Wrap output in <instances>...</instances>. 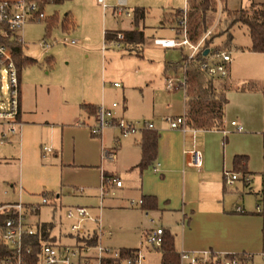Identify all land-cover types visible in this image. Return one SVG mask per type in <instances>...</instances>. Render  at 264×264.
Instances as JSON below:
<instances>
[{
  "label": "crops",
  "instance_id": "obj_1",
  "mask_svg": "<svg viewBox=\"0 0 264 264\" xmlns=\"http://www.w3.org/2000/svg\"><path fill=\"white\" fill-rule=\"evenodd\" d=\"M217 1L219 2V0ZM253 2L264 3V0H247L244 7L242 0H238L233 7L229 5L231 0H226V5L229 9L234 10L248 8ZM110 3L111 14L116 19L122 20L121 18L123 17V15L121 17L117 15L118 8L130 12V16H125L131 18L130 27L119 29L104 28L102 30L103 34L105 30L124 32L134 29L133 9L140 7L145 9V18L139 27L145 35V43L149 38L153 42L154 38L181 37L180 29H176L174 25H168L167 16L164 15L173 13L178 9L183 10L186 8V0L183 8L162 9V20L160 24L161 26L167 24L173 34L165 36L152 35L151 37L147 33L149 27L145 25V19L148 13L145 7L147 6L145 0H111ZM106 8L108 7L106 6ZM154 32L155 34L157 33L156 30ZM75 34H78V32H75ZM112 38L113 36L111 34L104 35V41L107 42V45L104 50H102L101 46L99 66L97 65L95 67L90 65V63H83L81 67L66 68L60 76H51L40 83L26 81V79L22 80L21 70L19 71L20 101L18 119L20 129L19 134L14 138V142L20 144V148L23 149L24 145L28 143L31 149L33 151L35 149L36 154L39 156V149L41 148L42 142L47 137V139H51L57 133L60 134V146L62 148L64 130L76 131L77 128L74 124L79 125L80 121H82L83 125L89 127L94 123L96 113L94 111L98 106H108L109 101L115 99L117 96L120 97L121 105L118 103V107L115 110L122 109L124 111L130 106L128 91L131 87L127 85V90L120 91L121 85L117 87L111 83L114 91L110 92L112 88H108L106 85L107 68L104 53L110 46L113 47L110 43ZM76 44L77 42L75 41L71 45ZM80 44H82V41ZM237 45L249 47L251 45L250 38L249 43ZM158 47L162 49L180 50L184 48ZM125 49H127L126 46ZM143 50L144 48H142L139 55L127 50V55L130 57L133 55L143 57ZM229 55L230 61L227 64V68L230 81L236 76L238 61L248 74L255 73V75H248L247 78L249 79L247 81L254 80L259 82L262 80L264 70V55L262 53L247 50L236 51L234 61L230 53ZM47 63L52 65L53 58L49 57ZM175 64L166 63L164 70H162V77H158L159 82H162L159 91L151 83L146 67L142 68L138 66V69H134L138 73L136 80H139V83H136L135 86L140 91L139 108L141 112L137 115L143 116L142 113L149 108V105L153 112L152 123L154 128L148 129V131L156 132L158 140L155 161L149 168H151L155 175L158 174L160 176V186L157 189H148V186L143 182L144 187L143 185L140 187V193L138 195L140 199L143 196H154L156 199L155 209L128 205L130 207L140 208L143 212L160 210L172 216L175 215L177 220L175 225L167 222L163 226L155 222L152 226L160 225L173 235L175 250L178 253L180 250H212L215 252L241 254L249 259V264H254L256 261L260 263L262 261L264 262V259L260 255L264 251V147L261 148L257 144V137L262 136L264 130V122L262 119L264 94L260 91L241 89L227 91V104L224 108L223 124L220 129L204 130L189 128L186 132H182L179 129H172L165 120L158 118L156 110L161 108L158 101L159 97H161L160 93H163L166 97L167 104L164 108V113L161 114L172 116L185 114V86L182 87L177 81V88L172 90L165 89V82L168 77H176L178 80L185 79L184 65L176 66ZM178 66L182 67V76L177 75ZM259 71L261 72L260 79H258ZM173 73L174 76H171ZM150 96L152 100L149 104ZM119 117L123 118L122 114ZM232 121L240 125L242 130H235L231 125ZM0 128L2 129V126ZM144 131H147V129ZM144 131L136 133L137 136L135 135L133 137H130L131 135L126 137L115 136L114 147L108 148L114 154L112 159L117 162L119 161V170L126 175L131 173L140 185V177L143 178L144 172L149 169L140 170L137 167L141 159L139 142ZM234 131L237 134H232L228 137V134ZM100 137L102 140V135ZM214 137L215 139L217 137H223L227 143L224 147L222 161L216 159L214 155L215 147L212 143ZM72 142L74 143V139ZM199 142H201V146L198 145ZM230 142L231 146L228 149ZM191 147H197L202 152V166L200 169L188 168L184 164L182 151ZM201 147L204 148V152ZM51 152L52 150L49 152L43 151V155L50 154ZM235 156L245 157V160L242 161L245 168L244 171L234 169L233 159ZM157 163L159 164L158 171H155L153 167ZM224 170L237 172L241 177L243 175L248 176L249 183H245L242 178H239L232 185H227L223 177ZM103 176L115 177L117 180H121L113 172H102L101 178ZM114 186L116 189H122L123 182L120 187H117L115 184ZM79 189L76 190L77 194L83 192V189L81 191ZM107 190V194L97 196L99 204L96 212H93L86 205L82 206L87 207L91 214L98 218L97 224L90 221L86 222V230L91 232L99 227L102 231L99 243L104 247L114 248L108 245V243H103V240L107 242L111 241L112 233L110 230L104 229L99 215L105 198L114 195L113 192L109 193V187ZM18 193L19 196L24 195L27 199L19 198L13 201L0 200V202H22L25 204L40 202L41 197L36 201H32L33 196L24 194L22 188L19 189ZM45 205L50 209L51 218L48 221L40 219L39 214L42 207L40 206L35 216L32 217V221L36 225L41 223L52 224L49 232L50 239L48 240L60 244H73L75 238L69 231L71 220L65 217V211L67 208L76 206L77 204L63 205L61 195L56 194L48 196V203ZM237 206L242 208V212L236 211L235 208ZM152 226L142 228L141 237H143L144 243L140 247L119 246L115 248L142 249V247H145V252H143L146 259L143 264H160L161 253L158 248L145 243V235ZM149 247H152L155 252H151Z\"/></svg>",
  "mask_w": 264,
  "mask_h": 264
},
{
  "label": "rangeland",
  "instance_id": "obj_2",
  "mask_svg": "<svg viewBox=\"0 0 264 264\" xmlns=\"http://www.w3.org/2000/svg\"><path fill=\"white\" fill-rule=\"evenodd\" d=\"M110 1L64 0L61 3H52L44 8L48 18L41 21L26 22L19 29L22 38V51L25 56L36 59V63L21 68L22 80L26 79V81L40 83L51 76H60L66 68L81 67L83 63H90L95 67L99 66L100 49L104 43L102 30L104 28L130 27L131 18L123 16L120 20L111 14ZM237 1L231 0L229 5L233 7ZM246 2L247 0H242L243 7ZM145 3H147L145 7L148 10L145 19V25L149 27L148 35L150 37L152 35H172V30L167 24L165 26L160 24L162 9L183 8L185 0H145ZM52 17H55V24L50 29H46V22ZM70 21L73 22L74 27H68L67 23ZM64 23L67 27L64 26ZM154 30H156V34ZM75 32H78V34H75ZM225 39L224 35L216 37L213 44L220 45ZM71 40H75L77 44L71 45L68 43ZM43 41L51 44L48 50H43L41 47ZM81 41L82 44H80ZM231 42L234 45L249 43L248 32L244 25L238 24L233 27ZM143 48V57L134 55L130 57L127 55L128 51L125 47L117 49L110 46L104 53L107 68L105 81L107 87L112 88L110 92L114 91L111 87L113 82L120 83L122 86L119 89L120 91L127 90V85L131 87L128 91L130 106L124 111L122 109L115 110L117 116L122 114L123 118L129 121L146 120L153 122V112L150 105L142 113L143 116L137 115L141 112L139 108L140 91L135 86L136 83H139V80H136L138 73L134 69H138V66L146 67L151 83L159 91L162 82H159L158 77H162V70H164L166 63H179L183 55H187L189 52L186 47L181 50L162 49L154 45L151 38L147 39ZM236 51L240 50H230L233 61L236 58ZM49 57L53 58L52 65L47 63ZM177 75L182 76V67L180 66H178ZM248 75H255V73L248 74L238 61L236 76L231 82L240 88L249 79L247 78ZM171 76H174V73ZM260 76L261 72L259 71L258 79H260ZM160 94L161 97H159L158 102L161 108L156 111L158 118L163 120L164 117L172 115L161 114L165 111L167 100L163 93ZM151 100L152 97L150 96L149 104ZM113 102L121 105L120 97L117 96L115 99H111L106 107H110ZM262 119L264 122V108ZM74 125L77 128L76 131L64 130L62 148L60 146V134L57 133L51 139H47V137L42 142L41 148H38L39 156L28 143L24 145L23 149L20 148V144L14 142L15 137L6 141L0 140L1 201L27 199L24 195L19 196V189L22 188L24 194L33 196L32 201H36L44 194L49 196L60 194L63 205H86L93 212H96L99 204L97 196L101 194L102 188L101 174L106 171V173H115L123 182V188L116 189L114 184L110 185L109 193L113 192L114 195L105 198L103 201L99 214L101 223L105 230H110L112 233L111 241L103 240L104 244L108 243L114 248L119 246L138 248L144 243L143 237H141L142 228L152 226L149 221L150 218L163 226L167 222L176 224L175 215L172 216L165 213V211H149V217H145L140 208L128 205L131 199H140L138 195L143 182L148 186V189H157L160 186V176L155 175L149 168L144 172L143 178L140 177V185L131 173L126 175L119 170V161L117 162L105 156V152L110 151L108 148L114 147V137L120 136L117 129H104L101 133V140V135L91 136L89 127L83 125L82 121L79 122V125L76 123ZM232 134H237V132H230L228 137ZM135 135L137 136V134H134L130 137ZM262 136L264 138V130ZM262 136L257 137L258 143L255 141L261 148L264 147ZM73 139L74 143L72 142ZM212 143L215 147L214 155L216 159L222 161L226 141L223 137H217L216 139L214 137ZM198 145L201 146V142ZM230 146L231 142L228 149ZM44 147L50 148L52 152L43 155ZM202 151L204 152V148H202ZM79 188L83 189L82 195L76 193ZM39 216L41 220L48 221L51 218L49 207L42 205ZM149 248L151 252H155L152 247ZM142 249L143 252L145 247H142ZM254 264H264V262L256 261Z\"/></svg>",
  "mask_w": 264,
  "mask_h": 264
},
{
  "label": "built area",
  "instance_id": "obj_3",
  "mask_svg": "<svg viewBox=\"0 0 264 264\" xmlns=\"http://www.w3.org/2000/svg\"><path fill=\"white\" fill-rule=\"evenodd\" d=\"M100 2L102 0H99ZM55 3V0H0V140L6 141L19 134V71L12 56L11 48L3 40L16 39L22 43L19 29L28 21H41L47 16L44 8L48 4ZM118 16H130V12L118 8ZM182 21L179 38H154L155 45L164 48L186 47L188 50L187 61L194 60L200 50L204 38L208 36L211 29L196 44L191 43L186 37V8L182 10ZM10 34V35H9ZM15 34L16 36H13ZM113 36L111 45L117 49L125 47V35L123 31H104V35ZM74 44L75 40L69 41ZM47 41L41 43L43 49L50 47ZM107 42L104 41L102 50L106 49ZM230 55L220 50L209 51L204 60L200 62V68L211 78H225L228 76L227 64ZM185 69V68H184ZM178 83L184 87L185 79L178 80L176 77H168L165 82V89L177 88ZM113 86H120L113 82ZM117 102H113L110 107L98 106L95 113L94 123L89 126L91 135L98 136L106 128H115L120 136L126 137L136 134L146 129H153L152 122L146 120L129 121L115 114ZM169 127L186 132L189 127L186 125L185 114L178 116L164 117ZM235 130L240 131L242 127L235 121L231 122ZM43 151L49 152L50 148L44 147ZM184 164L188 168L200 169L202 166V152L197 147L186 148L182 151ZM113 153L105 152V156L113 158ZM159 164H155L153 169L158 171ZM223 177L227 185H232L236 180L242 178L245 183H249L248 176H240L239 173L224 170ZM122 185L121 180L115 177H102L101 194H107L108 185ZM81 191V189H79ZM48 203V196H41L39 203L25 204L22 202H0V215L5 216L4 222L0 224V241L8 247L10 255L2 258L0 264H110V262L120 264H143L146 256L141 249H136L132 256L121 258L120 249L104 247L99 243L102 234L98 227L94 231H87L86 222L97 224L98 218L91 214L90 210L82 205L72 206L66 209L65 217L71 220L70 233L75 238L73 244H60L50 240H41L40 249L34 256L33 248L25 245L24 238L34 235L37 232V225L32 221L40 206ZM130 206H141L142 199L129 201ZM236 211L242 212V208L237 206ZM145 216L149 217V212L145 211ZM149 221L154 225L155 221ZM164 228L160 225L153 226L145 235V243L152 247L159 248L162 244V234ZM95 238L96 243L90 244ZM264 259V251L260 253ZM34 260V262H33ZM178 264H249V261L241 260L238 254L225 252H215L212 250H181L178 253Z\"/></svg>",
  "mask_w": 264,
  "mask_h": 264
},
{
  "label": "trees",
  "instance_id": "obj_4",
  "mask_svg": "<svg viewBox=\"0 0 264 264\" xmlns=\"http://www.w3.org/2000/svg\"><path fill=\"white\" fill-rule=\"evenodd\" d=\"M64 0H55L61 3ZM219 13V15H218ZM168 25H174L176 29H181L182 10H175L173 13L165 14ZM48 18V17H46ZM45 18V19H46ZM145 18V9L136 7L133 9L134 29L124 31V44L127 50L140 54L145 44V35L140 29V24ZM55 24V17L49 18L46 22V29H50ZM215 24V25H214ZM244 25L247 29L251 45L243 47L232 44V29L236 25ZM68 27H73V22L67 23ZM64 23V26L67 27ZM214 27L212 28V26ZM186 37L193 43H198L208 30L211 32L203 40V44L195 56L194 60L187 61V55H183L181 62L175 65H184L185 68V120L186 125L192 129H220L223 124L224 108L227 104V91L231 89H241L249 91H260L264 94V70L263 78L260 82L249 80L242 87H237L227 77L211 78L200 68L201 60H204V51L220 50L230 53L231 49L240 51L258 52L264 55V3H251L248 8L229 9L226 0H186ZM10 35V34H9ZM221 35L225 36V41L220 45H214V39ZM13 36H16L13 34ZM106 36V35H105ZM12 51V56L18 71L23 66L36 63L32 57L25 56L22 51V43L12 40H3ZM182 48V47H180ZM96 112V109L95 111ZM144 131V130H143ZM158 135L154 131H144L139 142L141 149V159L137 164L140 170L149 168L155 161L157 151ZM244 156H235L233 167L237 171H244L242 161ZM105 177V176H104ZM47 196H49L47 194ZM142 207H156L154 196L148 195L142 198ZM5 216L0 215V224L4 222ZM51 223L37 224V232L34 235L24 238L25 245L33 248L34 256L40 249V241L48 240ZM93 238L90 244H95ZM161 253L160 264H178V252L175 250L174 237L166 229L162 234V244L158 248ZM121 258L132 256L136 249H120ZM10 255V250L0 241V260ZM241 260L249 261L248 258L239 254ZM34 262V260H33ZM110 262V264H120Z\"/></svg>",
  "mask_w": 264,
  "mask_h": 264
},
{
  "label": "water",
  "instance_id": "obj_5",
  "mask_svg": "<svg viewBox=\"0 0 264 264\" xmlns=\"http://www.w3.org/2000/svg\"><path fill=\"white\" fill-rule=\"evenodd\" d=\"M207 53H208V50H205V51H204V55H206Z\"/></svg>",
  "mask_w": 264,
  "mask_h": 264
}]
</instances>
